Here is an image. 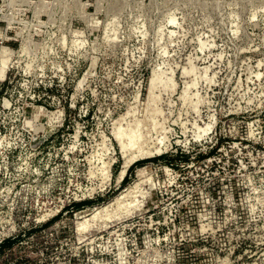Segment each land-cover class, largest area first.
<instances>
[{
  "label": "rangeland",
  "instance_id": "1",
  "mask_svg": "<svg viewBox=\"0 0 264 264\" xmlns=\"http://www.w3.org/2000/svg\"><path fill=\"white\" fill-rule=\"evenodd\" d=\"M0 264H264V0H0Z\"/></svg>",
  "mask_w": 264,
  "mask_h": 264
},
{
  "label": "bare ground",
  "instance_id": "2",
  "mask_svg": "<svg viewBox=\"0 0 264 264\" xmlns=\"http://www.w3.org/2000/svg\"><path fill=\"white\" fill-rule=\"evenodd\" d=\"M157 84H158V76H157V74H154L153 76H152V78L150 79V82H149V88H148V91H149V98H148V104H149V106L151 105V101L154 99V90L156 89V87H157ZM138 96V95H137ZM147 104V105H148ZM151 107V106H150ZM148 108V107H147ZM154 125L156 126L158 123H157V121L156 120H154ZM154 126V127H155ZM211 129V124H208L206 127H201L199 130H200V134H202V132H204V133H207L209 130ZM114 135H115V137H116V139L118 140V142H119V144H120V147H121V150L124 152V154H126V153H128V151H130L131 150V148H132V146H134V145H138L137 147L139 148L138 150H137V152L140 154V153H145L146 151L143 149V146L141 145V143L139 144V140H140V135L138 134V131L137 130H131V132L127 135V141H124L123 140V130L121 129V128H119V129H117L115 132H114ZM199 136V135H198ZM163 141V140H162ZM134 155V154H133ZM138 155L136 154L135 156H132V158H130V159H134V158H136ZM130 163H131V160H127L126 159V161H125V164H124V167H123V170H122V172H121V176H120V180L123 178V176L127 173V171H128V167L130 166ZM140 183V182H139ZM142 190V188L140 189V191ZM145 190V189H144ZM137 192H139V186L138 185H135L134 186V188H132V190L130 189L129 190V192H127V194H123L122 195V197L121 198H118V199H116L117 200V204H118V207L121 209V207H123V206H125V204L127 205V203H126V199L130 196V195H132V194H136ZM144 192H146V191H144ZM126 193V192H125ZM142 193H143V191H142ZM139 194V193H138ZM137 195V194H136ZM144 195V194H143ZM133 196V195H132ZM139 195H137V197H138ZM142 196V195H141ZM140 197V196H139ZM133 199H134V197H132ZM131 198V199H132ZM144 197H142L141 199H143ZM140 199V200H141ZM135 200H137V198H135ZM135 200H130L131 202H129L128 204L130 205V206H133L134 204V202H135ZM115 201V200H114ZM138 202V201H137ZM140 202V201H139ZM138 202V204H140ZM142 202V201H141ZM123 204V205H122ZM115 205V204H114ZM130 206H128V207H130ZM136 206V205H135ZM135 206H134V209H135ZM113 208L114 206H107V207H105V208H101V209H99V210H97L96 211V213L92 216L93 218H94V220L93 221H95L96 219L95 218H99V216L102 214V213H104L105 212V215L104 216H106V212H108L109 210H110V208ZM126 207V206H125ZM124 207V208H125ZM136 207H138V206H136ZM119 208H117V209H119ZM115 209V208H114ZM125 209H127V207L125 208ZM130 209V208H129ZM133 209V210H134ZM113 210V209H112ZM112 210H111V212H112ZM117 211V210H116ZM125 211H128V210H125ZM130 211V210H129ZM128 211V214L130 213ZM113 213V212H112ZM121 213V212H120ZM119 213V214H120ZM127 213V212H126ZM109 214V213H108ZM111 214V213H110ZM110 216V215H109ZM116 216H117V214H116ZM120 216V215H119ZM113 217H115V216H113ZM93 218H91V219H93ZM105 218V217H104ZM104 218H103V220H104ZM90 219V220H91ZM112 219V218H111ZM99 220V219H98ZM97 220V222H99ZM101 220V219H100ZM106 220V219H105ZM88 221V220H87ZM90 222H92V221H90ZM82 224H85V220H84V223L83 222H81ZM80 223V224H81ZM88 223V222H87ZM93 223V222H92ZM81 224V225H82ZM94 224V223H93ZM80 225V226H81ZM87 224H85V225H83V227L84 226H86ZM89 225H90V223H89ZM83 227H80V228H82V229H85V228H83ZM88 227V226H87ZM91 227V226H90Z\"/></svg>",
  "mask_w": 264,
  "mask_h": 264
}]
</instances>
